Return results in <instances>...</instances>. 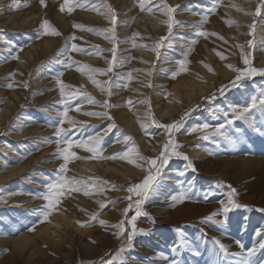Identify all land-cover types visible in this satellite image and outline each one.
I'll return each mask as SVG.
<instances>
[{"label":"rangeland","instance_id":"374dc122","mask_svg":"<svg viewBox=\"0 0 264 264\" xmlns=\"http://www.w3.org/2000/svg\"><path fill=\"white\" fill-rule=\"evenodd\" d=\"M248 1H254L252 10L241 4L235 5V0H219L216 10L211 12L209 9L216 0H76L74 10L69 13L67 9L60 10L64 0H45L46 6H42L40 0H20L19 7L14 6L13 0H0V88L9 94L17 92L21 99L17 101L18 109L10 123L0 129V172L12 165L25 166L22 174L0 180V235H29L20 248L10 250L3 245L0 264H101L102 258L112 250L115 251L107 260L112 264H232L244 258L249 259L250 264H264V250L245 257L247 250L261 239L256 235L257 230L264 227V212L259 211L264 208V135L250 127L253 117L257 126L264 123V113L257 107L249 120H240L234 119L229 111V106L244 107L252 95L259 96L264 91V75L245 78L237 87L226 88L224 95L218 91L237 75L229 67L231 63L236 68H246L243 62L246 56L252 67L264 68V62L258 63V56L264 54V7L260 15H249L255 12L260 0ZM165 5L174 9L172 17L179 22L173 23L171 33L166 23L169 17L163 10ZM108 6L115 13L114 17L109 14ZM224 7L246 12L250 19L240 21L225 12ZM149 8L152 11H148ZM144 12L164 23L165 29L159 34L142 33L135 21ZM13 14L25 16L26 21L15 25L10 18ZM97 15H100L99 19ZM45 19L59 35L43 33ZM77 24L84 28L75 27ZM236 25H241L242 29L236 31L238 39L232 41L226 27ZM199 32L207 35H198ZM161 37L166 39L157 56L153 48ZM46 41H49V49L42 50L34 61H30L27 52ZM73 43L77 49L69 51ZM205 44L215 57L212 59L219 66L217 70L212 66ZM138 49L146 50L151 57L141 56ZM78 52L93 56L95 60L83 59ZM69 55L71 60H68ZM85 65L88 68L81 71ZM202 69L217 81L206 94L181 108L173 118L161 117L152 106L144 113L138 105L145 95L133 93L134 82L144 78L149 89L147 93L160 94L166 101L176 96L173 84L184 78L205 85L208 79ZM94 80L101 84L97 85ZM59 81L66 85L65 96L61 95ZM10 84L12 87L8 86ZM76 91L89 95L69 96ZM213 93L216 98L209 99ZM7 99V94L0 98V113ZM62 99L69 101L68 118L79 122L73 125L65 120L63 126L71 129L69 137L73 141L98 137L100 151L90 153L80 147L72 149L79 158L67 163L64 175L85 180L88 186L79 191L65 190L56 210L42 222L43 217L36 210L46 201L38 197L46 191L49 179L64 163L57 152L55 136L60 113L64 110V105L59 103ZM190 110L191 114L179 131L171 135L169 130L152 123L153 119L160 124L173 123ZM118 111L133 113L140 126L134 134L145 136V150L139 146L133 132L115 121ZM229 120L234 122L229 124ZM113 123L115 127H111ZM204 124L210 127L203 129ZM221 126L223 134L213 131ZM110 127L111 131H106ZM205 135L209 138L204 139ZM125 136H131L132 140L125 143ZM169 139L178 142L177 151L189 157L196 171L187 169L186 161L181 157L173 156L169 160L163 168L158 188L141 206V212L148 215L137 217L136 234L129 240L130 218L135 214V206L127 217L123 210L130 203L129 195L133 197V205L137 197L128 193L127 188L142 182L148 173V165L144 159H132L136 152L130 153V159L112 158L113 154H122L135 147L142 157L156 158ZM192 146L200 151V158L193 157ZM249 158L252 161H246ZM82 159L110 164L121 172L103 175L89 169L83 175L70 174L71 165ZM229 186L237 191V203L248 207L233 208L225 223H216L224 220L223 215L205 222L203 218L220 209V201L227 200ZM181 192L188 199L173 206L170 197ZM175 213L177 219L169 220ZM93 214H97L96 219ZM61 215L69 216L80 226L83 222L85 233L92 238L93 244L96 241L95 248L85 251L70 239L68 243L73 247L70 259L64 252L66 245L38 234L47 224L57 227ZM99 220L107 223L101 225ZM121 220H125V234L119 236L118 242L107 251L98 254L96 247L105 241L98 239L99 236L93 238L92 234H107L105 239L110 243L117 236L115 225ZM141 223L146 226L139 227ZM215 240L227 247V254Z\"/></svg>","mask_w":264,"mask_h":264},{"label":"snow or ice","instance_id":"6c2138e0","mask_svg":"<svg viewBox=\"0 0 264 264\" xmlns=\"http://www.w3.org/2000/svg\"><path fill=\"white\" fill-rule=\"evenodd\" d=\"M14 6L19 7L20 6V0H13ZM219 3V0H216V3L212 5V7L209 9V11L214 12L216 10V7ZM40 4L42 6L45 5V0H40ZM76 5V0H64V2L60 5V10L64 11L67 9L69 13H71L74 10V7ZM141 9H144V4L141 3L140 5ZM264 7V0H260V4L257 6L256 10L254 13L250 12L249 15H260L261 14V8ZM166 11V14L168 15L169 19L166 21L168 24V30L169 33L172 31V26L173 23H179L178 21H174V18L172 17V13L174 9L171 6L165 5V8L163 9ZM108 11L109 14H111L113 17L115 13L111 9V6H108ZM148 11H152L151 8L148 9ZM205 20H207V15H205ZM113 23H115V20H113ZM77 28H84V25H75ZM252 27L254 28L255 25L253 24ZM42 29L44 34H53V35H59V32L51 26L50 22L45 19L42 22ZM92 30V29H90ZM198 35H207L204 32H199L197 33ZM215 35V34H214ZM72 39H75V37H72ZM165 37H161L160 41L157 42L153 48L154 51H156L157 56H159V49L164 46L163 41L165 40ZM250 43V42H249ZM170 46V45H169ZM77 49L76 44H72L69 51ZM241 49L243 50V46H241ZM113 52H115V49H112ZM18 58V57H15ZM223 58V57H222ZM68 60H71V56L69 55ZM244 64L247 66L246 68H236L233 65H229L230 68H233V70L237 73L235 76V79L230 82L229 85H224L221 86L220 89H218L220 95H224L225 89L229 87H237L238 82L242 81L245 78L255 76L257 74L264 75V68H256L251 66V61L245 56L244 57ZM88 66L85 65L83 69H80L81 71L87 69ZM111 69H109L110 71ZM91 71L94 72H101L103 73L105 70L103 69H91ZM97 85H100V81H93ZM60 83V91L61 95L65 96L64 88L66 85H64L63 81H59ZM9 87H12V85H8ZM25 87H27V84H24ZM103 90V89H102ZM80 95H89L87 93H81L79 91H76L75 93H70L69 96H80ZM111 95V93H109ZM216 98V94L213 93L212 97L209 99L214 100ZM144 102V101H142ZM60 104L64 105V110L60 113V119L57 122L56 125V132L55 136L57 137L56 143L58 145L57 152L59 153L60 157L63 159L64 163L61 164L60 168L56 170V175L51 177L49 179V182L46 184V191L38 198H42L43 200L46 201V204L42 205L40 209L36 210L38 214H40L43 217V221H46L49 217V215L56 210L57 205L61 202V198L63 196V192L65 190L71 191H79L81 190V187L87 188L88 182L85 180H77L75 178H68L64 175V173L67 170V163L74 159V158H79L77 157V154L72 151L74 147H80L84 148L86 151L90 153H99V143L100 139L98 137H89L87 141L80 140V141H73L69 137V133L71 131L70 128H65L63 125L65 123V120H68L70 124H76L79 123L77 121H72L68 118V108H69V101L68 99H62ZM97 103H101L97 101ZM107 106V101L103 102ZM130 103V102H129ZM259 107L262 113H264V91H261L259 93V96L257 95H252L250 97V102L244 106H229V111L233 114L234 119H240V120H249L250 116L252 115V112L254 109ZM92 115H107V113H91ZM191 114V110L189 112H185L184 115L177 121H174L173 123L170 124H160L154 119L152 120V123L155 124L157 127L163 128L165 130H169V134L171 135L172 133L179 131V129L182 127L184 120ZM227 116L228 113H225ZM234 120H229L228 123L232 124ZM111 127H115V124L113 123ZM111 127L106 129V131H111ZM210 126L208 124L202 125L203 129H208ZM250 127L252 131L264 135V123H261L260 126H257L256 120L254 117L250 120ZM223 126L220 128H216L213 131L216 133L223 134ZM196 130V129H193ZM208 135L204 136V139H208ZM229 139V142H232L230 137H226ZM132 137L131 136H125L124 137V142L127 143L128 141H131ZM95 141V143H93ZM60 145H64L63 147H60ZM180 147L178 142L169 139L167 143L163 145V150L159 153V155L156 158H146L142 157L139 152L135 149V147L129 149L128 151L122 153V154H113L112 158H116L119 156L120 158L123 159H130V153L131 152H136V156L132 158L133 160L135 159H144L147 161L148 165V173L147 175L143 178L141 183L134 184L130 187L127 188V192L130 194H134L137 199L133 202L132 195H129L127 199L130 201L128 206L124 208L123 212L125 214V217H127V214L129 213L130 210L133 209V206H135V214L131 216V229L132 231L128 234L127 239L131 240L132 236L136 234V219L137 217L141 215L147 216L148 213L146 212H141V206L142 204L147 201L149 198V195L156 191V189L159 186L160 180L162 179V171L163 168L169 163V160L173 157H181L186 161V168L190 169L192 171H196L192 161L189 159V157L177 151V149ZM140 166V165H137ZM96 185L94 184L93 187ZM113 188L117 187L116 185H112ZM230 191L227 196V200L220 201L221 207L218 209L216 212H213L209 216L203 218L205 222H211L213 221V218L217 215H223L224 220L216 221L217 224H222L226 222L228 213L233 209V208H238V207H248L247 205H241L237 203V200L235 197L237 196V191L235 188H231L229 186ZM86 194H89L86 192ZM205 198H207V195L205 194ZM188 199V197L183 193H178L174 194L170 197V200L172 201V205L175 206L177 203H183ZM104 207V205H101ZM260 212H264V208L259 209ZM97 214H93V219H96ZM83 226V222H80ZM99 223L101 225H105L107 222L104 220H99ZM115 227L118 229V232L116 233L117 236H123L125 232L127 231V228L125 226V220H121L118 224L115 225ZM141 232L144 230L141 229ZM256 235L260 237V241L254 245L252 248L248 249L247 252L245 253V257H251L253 256L258 250H264V227L260 228L257 230ZM181 236H183V233H181ZM219 248L227 254V247L220 243L219 240L214 241ZM239 243V242H238ZM241 248H243V245H240ZM123 250V249H121ZM197 255L199 253H196ZM89 264H93V262H89ZM101 264H105V261L101 260ZM106 264H112V261H107ZM232 264H250L249 259L244 258L240 259L238 261H233Z\"/></svg>","mask_w":264,"mask_h":264},{"label":"bare ground","instance_id":"6f19581e","mask_svg":"<svg viewBox=\"0 0 264 264\" xmlns=\"http://www.w3.org/2000/svg\"><path fill=\"white\" fill-rule=\"evenodd\" d=\"M235 2H236L235 5L241 4L243 6V8H245V9H251V8L254 7V1L235 0ZM224 10H225V12L229 13L231 16H234V18L239 19L240 21H245V20L250 19L249 16L246 14V12L237 11V10H235L233 8H229V7H224ZM19 15L20 14H18V15L13 14L10 17L12 19V21H14L15 25H21V24H23L24 21H26L25 20L26 19L25 16H21V15L19 16ZM57 16H59V15H57ZM94 16H95V14H94ZM94 16H92V17H94ZM36 17H38V16H36ZM99 17H100V15L96 16V18H98V19H99ZM98 23H99V21H98ZM135 23L140 28L142 33L143 32H147L149 34L152 31L155 34H159L166 27V25L164 23L159 22L157 19H155L150 14L145 13V12L143 14L139 15V17L136 19ZM26 24H28V23H26ZM226 28L228 29L227 30V34H228L230 40L235 41L236 39H238V35H236V31H238L239 29H242L241 25H236L235 27H231V28L226 27ZM221 33H223V32H221ZM205 47L207 49L208 55L211 58V63H212L213 68L215 70H217L219 68V66H218V64L215 61H213V59L215 58L213 53L210 51V48L208 47V45L205 44ZM47 49H49V41H46L43 44L34 45L27 52V57H28V59L30 61H34L42 50L43 51H45V50L47 51ZM78 53L81 54V57L83 59L86 58L89 61L90 60H92V61L95 60V57L93 58V56H91L92 57L91 58L90 56H88L84 52H78ZM138 53L141 56L145 57V58H150L151 57L150 54L146 50H143V49H138ZM231 62H232V60H231ZM262 62H264V54L258 56V63L261 64ZM22 65L26 66L24 63H22ZM230 65H233V63H231ZM148 71H149V69H148ZM202 72H204V74L207 75V79H208V81H207V83L205 85L198 84L195 81V79L184 78V79H182L180 81V83L173 84L174 85V87H173L174 94L176 96L173 95L172 98L167 99L166 101L163 100V98H162V96L160 94H153V93L149 94V93H147V90H149V89L146 88V84H144V78L140 79V80L138 79L139 81L134 82L133 93H135V95L136 94L137 95L140 94L141 97L143 95H145L144 100H143L144 102H140L138 104V105H140V107H142L144 109V113L147 112L149 106H152L151 108L154 107L155 110L157 111V113L161 117H167V118L170 119V118H173L175 116V114L181 108L185 107L188 103L197 100L199 97H201L204 94H206V92L209 90V87L211 88V87L214 86V82L217 81V80H214L215 77H212L211 75H209V73H207V71L204 70V69H202ZM82 78L85 81H87V78H86L85 75H83ZM153 80H154V78H153ZM179 85H182V86L179 87ZM184 86H186V88ZM6 94L8 96V99H7L6 103H5V107H4L3 111L0 113V129L4 125H6L7 123H10L11 118L13 117V115L15 114V112L18 109L17 101L19 102L21 100L20 97H19L20 95L17 92H12L11 94H9V91L6 92L5 89L0 88V98L3 97ZM9 95L11 97H9ZM103 98H104V96H103ZM105 110H106V106H105ZM133 111H136V108H135V110H132V112ZM132 112L131 111L130 112L118 111L116 113V117H115V119L117 118V120H115V121H117V123L121 127H124L126 129L130 130L131 132H133V134H134V132H135V134H137V131L140 129V126H139L137 120L135 119V117L133 116ZM114 115H115V112H114ZM147 116H148V114H147ZM135 134H134L135 140L138 142L139 146L142 147L145 150V148H146V145H145L146 138H145V136H143V134H141V135L140 134L135 135ZM194 148L195 147H193V146L191 147V150L193 151V157L194 158H200L201 157L200 151H197ZM202 155H203V153H202ZM249 159H246V161L247 160L248 161H252L251 159L250 160ZM258 160H260V159H258ZM24 168H25L24 165L8 166L5 171L0 172V180H7V179L9 180V179H11L14 176L19 175L24 170ZM89 169H93L96 172L102 173L103 175L108 174V172H112V173L121 172V170L119 168H117L115 166H111L110 164L105 165L104 163H101V162L100 163H97V162L94 163V162H89L86 159H82V160L74 162L71 165L70 174H72V175H78V174L79 175H83L82 173L84 171H85V173L88 172ZM122 176H125V174L124 175L122 174ZM128 177H130V176H128ZM105 179H107V178H105ZM165 210H167V209H165ZM160 213H162V212H160ZM177 216H178V214L175 213V214H173V216H171L169 218V220H171V221L176 220ZM60 219H61L60 220L61 223L58 224L57 227H53L52 225L47 224L44 227H42L41 230H39L38 234L42 235V236L45 235L46 238H48V239H50V240H52L54 242L55 241L58 242V243L61 242V244H63L64 246L66 245L67 248L64 249V252L66 253L65 255L67 257H69L70 259H72L70 257V255L73 252L72 251L73 247L68 242L71 241L72 239L75 241L74 243H76L74 245H76L77 247L83 248V250H85V251H89L90 249L92 250V249L95 248L94 245H95L96 241L94 240L95 243L93 244L92 238L90 236H88V234L85 233V229L86 228H82V226H80L75 220H73L69 216L61 215ZM145 226H146V223H141L139 225V227H142V228H144ZM92 235H93L92 236L93 238L95 236H99L98 239L105 241L102 245L96 247L98 254H101V253L107 251L109 248H111L113 245H115L118 242V240H119V236H114L112 241L110 243H108L106 241L107 239H105L106 237H108L107 234L102 235L100 233H97V232L95 233L94 232V234H92ZM28 238H29V235L27 233H23V234H20V235H16V234L0 235V248L3 245L4 246H8L10 248V250L20 248L24 243H26V240Z\"/></svg>","mask_w":264,"mask_h":264},{"label":"trees","instance_id":"16d2710c","mask_svg":"<svg viewBox=\"0 0 264 264\" xmlns=\"http://www.w3.org/2000/svg\"><path fill=\"white\" fill-rule=\"evenodd\" d=\"M113 251H115V250H112V252H109L105 257L102 258V260H103V261H107V260H109V258L111 257Z\"/></svg>","mask_w":264,"mask_h":264}]
</instances>
